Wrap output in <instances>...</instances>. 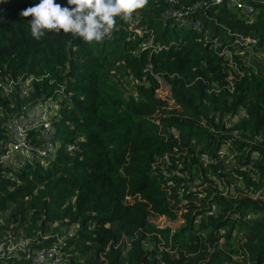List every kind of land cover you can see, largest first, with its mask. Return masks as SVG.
<instances>
[{
	"label": "trees",
	"instance_id": "1",
	"mask_svg": "<svg viewBox=\"0 0 264 264\" xmlns=\"http://www.w3.org/2000/svg\"><path fill=\"white\" fill-rule=\"evenodd\" d=\"M39 2L0 0V156L37 103L57 144L0 161V236L24 242L0 264H264V4L149 0L85 43L33 38L19 13ZM194 4L198 28L164 16Z\"/></svg>",
	"mask_w": 264,
	"mask_h": 264
},
{
	"label": "clouds",
	"instance_id": "2",
	"mask_svg": "<svg viewBox=\"0 0 264 264\" xmlns=\"http://www.w3.org/2000/svg\"><path fill=\"white\" fill-rule=\"evenodd\" d=\"M149 0H40L19 15L31 17V35L39 40L48 32L71 34L85 43H101L115 30L117 19L131 17Z\"/></svg>",
	"mask_w": 264,
	"mask_h": 264
},
{
	"label": "built area",
	"instance_id": "3",
	"mask_svg": "<svg viewBox=\"0 0 264 264\" xmlns=\"http://www.w3.org/2000/svg\"><path fill=\"white\" fill-rule=\"evenodd\" d=\"M174 4L177 0H167ZM219 2L220 0H215ZM227 5L238 10L241 14L247 15L252 12L254 4H264V0H225ZM199 8L197 4L189 7L169 9L164 14L165 17H173L178 23L185 26L198 28V22L191 16L193 11ZM137 22V20H136ZM54 115L53 105L50 102H42L33 105L26 112L13 116L10 119L7 130L10 144L5 148L0 156V161L10 162L15 154L33 160L37 157L43 158L51 156L56 147L54 130L51 125V119ZM12 238H6L0 243V252L9 251L8 243ZM36 260L47 262L56 261V252L53 248L41 250L36 253Z\"/></svg>",
	"mask_w": 264,
	"mask_h": 264
},
{
	"label": "rangeland",
	"instance_id": "4",
	"mask_svg": "<svg viewBox=\"0 0 264 264\" xmlns=\"http://www.w3.org/2000/svg\"><path fill=\"white\" fill-rule=\"evenodd\" d=\"M264 56V55H263ZM254 58L260 60L262 58V55H259V56H256L254 55ZM158 82H159V87L158 89L155 91L156 95L162 99H165L167 100L168 104L170 105L171 104V101L169 100V92H168V86L163 82L162 79H158ZM25 89L22 88V92H24ZM53 106L54 104L51 103ZM219 184V183H218ZM203 187V186H202ZM201 187V188H202ZM218 187L220 188V186L218 185ZM258 198L261 199V200H264V193H258L257 194ZM152 223L155 225L156 228H163V227H169V228H175L177 225L180 224V221L177 220V221H171V220H168L166 219L165 217L163 216H159L157 218H154L152 220ZM147 235L152 238V239H158V235L157 233L154 231V229L150 230ZM5 235H2L0 236V243L3 242L2 240L4 239ZM23 237L18 235L17 238H15L13 240V242H11L9 245L11 247V249L9 251H6V252H10V251H13V250H17L20 248V246L23 244Z\"/></svg>",
	"mask_w": 264,
	"mask_h": 264
}]
</instances>
